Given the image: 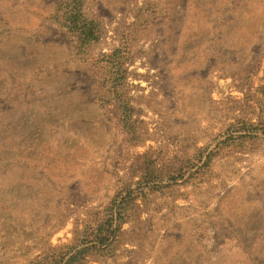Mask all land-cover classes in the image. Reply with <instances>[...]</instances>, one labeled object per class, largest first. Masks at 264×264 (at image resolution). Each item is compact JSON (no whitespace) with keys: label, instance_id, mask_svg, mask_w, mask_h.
Segmentation results:
<instances>
[{"label":"rangeland","instance_id":"obj_1","mask_svg":"<svg viewBox=\"0 0 264 264\" xmlns=\"http://www.w3.org/2000/svg\"><path fill=\"white\" fill-rule=\"evenodd\" d=\"M0 264H264V0H0Z\"/></svg>","mask_w":264,"mask_h":264}]
</instances>
